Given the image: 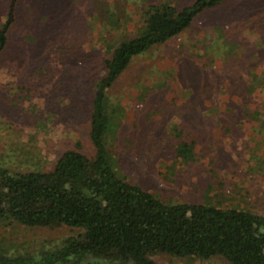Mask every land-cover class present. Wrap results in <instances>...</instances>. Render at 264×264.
Returning <instances> with one entry per match:
<instances>
[{"label":"rangeland","instance_id":"1","mask_svg":"<svg viewBox=\"0 0 264 264\" xmlns=\"http://www.w3.org/2000/svg\"><path fill=\"white\" fill-rule=\"evenodd\" d=\"M49 1L55 10L69 1L74 5L76 20L84 21L83 36L69 42L73 31L68 28L62 35L67 45L62 41L60 54L39 46L24 68L8 66L11 44L3 51L0 165L14 171L49 169L64 149L77 143L86 155H94L88 135L92 79L102 70L81 47L88 49L90 44L102 52L106 43L115 45L136 34L147 4V0H47L48 5ZM106 9L120 18L118 24L106 23ZM259 36L264 38V0H227L199 12L179 35L133 55L107 91L111 120L106 146L118 176L167 203L226 204L264 213V141L243 112L230 116L223 105L228 99L241 103L229 88L235 75L255 62L251 57ZM243 79L239 85L249 75ZM198 84L206 90L201 88L196 99L188 98L190 87ZM257 95L249 100L260 103L264 90ZM176 128L183 130L182 138L194 140L193 156L176 155L174 145L181 139ZM79 231L64 224L30 227L0 221V252L34 255L58 247ZM152 257L158 264H231L222 256L156 252ZM83 264L109 263L93 259Z\"/></svg>","mask_w":264,"mask_h":264},{"label":"trees","instance_id":"2","mask_svg":"<svg viewBox=\"0 0 264 264\" xmlns=\"http://www.w3.org/2000/svg\"><path fill=\"white\" fill-rule=\"evenodd\" d=\"M46 1H0V59L11 44L8 66L24 68L39 46L60 54L62 41L67 45V39L71 42L83 36L80 25L84 21L76 20L70 1L56 10ZM224 1L147 0L136 34L117 40V45L106 43L102 52L90 44L88 49L81 47L87 53L83 55L91 53L102 70L99 78L92 79L95 88L88 135L94 155H86L77 143L75 148L64 149L49 169L14 171L0 165V221L14 220L30 227L64 224L80 231L65 237L58 247L34 255L0 252V264H83L93 259L109 264H158L152 257L156 252L222 256L231 264H264V213L226 204L164 202L140 184L118 176L106 146L111 120L107 91L133 55L179 35L199 12ZM107 21L118 24L120 18L109 14ZM17 22L19 29L14 27ZM68 28L73 34L65 39L62 35ZM263 46L260 37L251 57L255 62L235 75V83L244 81V74L249 75L248 81L229 88L241 103L233 99L223 103L230 116L241 111L254 123L260 141H264V99L258 103L249 98L264 90ZM201 88L206 90L199 84L190 87L188 98L196 99ZM176 132L181 137L174 145L176 155L193 156L194 140L182 138V129Z\"/></svg>","mask_w":264,"mask_h":264}]
</instances>
